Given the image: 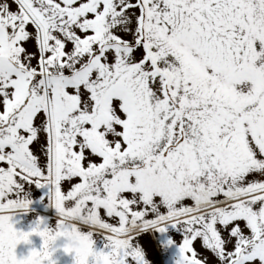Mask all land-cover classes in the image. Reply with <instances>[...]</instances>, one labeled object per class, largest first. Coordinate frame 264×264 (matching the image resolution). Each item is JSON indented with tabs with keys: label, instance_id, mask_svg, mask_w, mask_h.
I'll return each instance as SVG.
<instances>
[{
	"label": "snow or ice",
	"instance_id": "snow-or-ice-1",
	"mask_svg": "<svg viewBox=\"0 0 264 264\" xmlns=\"http://www.w3.org/2000/svg\"><path fill=\"white\" fill-rule=\"evenodd\" d=\"M156 250L264 264V0H0V264Z\"/></svg>",
	"mask_w": 264,
	"mask_h": 264
},
{
	"label": "rangeland",
	"instance_id": "rangeland-1",
	"mask_svg": "<svg viewBox=\"0 0 264 264\" xmlns=\"http://www.w3.org/2000/svg\"><path fill=\"white\" fill-rule=\"evenodd\" d=\"M46 190L43 189H34L31 192V198L33 200V203L31 204L32 211L27 214H22L16 217H13V219L16 221L14 224V227H17L18 229L22 230H28L29 226L31 225L33 219L36 216H42L45 217L49 224L52 223V219L55 215V211L52 208H46L45 204L47 203V197L45 196L43 200L40 199V196L44 195V192ZM35 207L39 208V211L36 212ZM178 235V234H177ZM33 241V245L36 247H39L40 245V238L38 236L33 235L31 237ZM95 246L97 248L102 246L101 241L96 240ZM26 248L27 246L21 244L17 246V253L18 255L21 252H24L26 254ZM150 260L152 264H173L171 260L172 256V250H169L168 252H161L159 250L154 251L153 253H150ZM58 264H71V257L68 255H60L58 259Z\"/></svg>",
	"mask_w": 264,
	"mask_h": 264
}]
</instances>
